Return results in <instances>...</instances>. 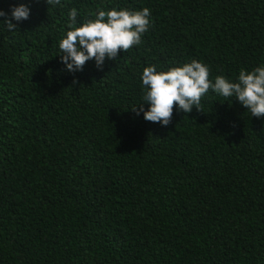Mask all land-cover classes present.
Instances as JSON below:
<instances>
[{
	"label": "trees",
	"instance_id": "16d2710c",
	"mask_svg": "<svg viewBox=\"0 0 264 264\" xmlns=\"http://www.w3.org/2000/svg\"><path fill=\"white\" fill-rule=\"evenodd\" d=\"M31 6L0 27V264H264V119L211 90L167 128L133 111L151 64L196 59L210 79L264 64V0ZM72 7L81 22L148 7L152 23L73 86L58 57Z\"/></svg>",
	"mask_w": 264,
	"mask_h": 264
},
{
	"label": "clouds",
	"instance_id": "9594fccd",
	"mask_svg": "<svg viewBox=\"0 0 264 264\" xmlns=\"http://www.w3.org/2000/svg\"><path fill=\"white\" fill-rule=\"evenodd\" d=\"M45 2V0H37ZM53 6L61 0H46ZM32 13L31 0L11 4L0 9V27L8 32L17 30ZM67 31L59 41L61 71L73 74V86L79 84L75 77L83 72L87 62L93 61L98 71H103L106 61H113L120 52H127L142 43V37L151 27V9L98 8L83 22L78 20L79 10L72 7L67 13ZM211 68L202 61L192 59L168 70H158L156 64L143 69L140 76L141 103L133 111L143 119L167 128L172 123L174 109L177 114H190L195 108L201 111V100L211 90L251 113L252 118L264 119V64L251 70L241 68L233 79L217 75L210 79ZM147 106V107H145ZM235 126V125H234Z\"/></svg>",
	"mask_w": 264,
	"mask_h": 264
}]
</instances>
